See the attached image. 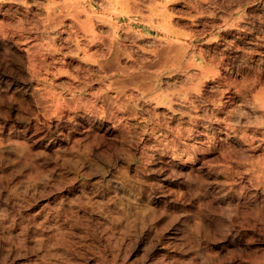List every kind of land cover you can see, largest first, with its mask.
I'll use <instances>...</instances> for the list:
<instances>
[{"label":"rangeland","instance_id":"374dc122","mask_svg":"<svg viewBox=\"0 0 264 264\" xmlns=\"http://www.w3.org/2000/svg\"><path fill=\"white\" fill-rule=\"evenodd\" d=\"M151 1L0 0V264H264V0ZM159 19L197 59L149 78Z\"/></svg>","mask_w":264,"mask_h":264},{"label":"bare ground","instance_id":"6f19581e","mask_svg":"<svg viewBox=\"0 0 264 264\" xmlns=\"http://www.w3.org/2000/svg\"><path fill=\"white\" fill-rule=\"evenodd\" d=\"M85 1V0H84ZM117 1V0H116ZM153 1V0H152ZM151 1V2H152ZM103 2V1H102ZM102 2H101V4H102ZM133 2V1H132ZM129 3V2H128ZM131 3V2H130ZM134 4H135V2H133ZM132 3V4H133ZM150 3V2H149ZM153 3V2H152ZM109 4V3H108ZM107 4V5H108ZM63 5V4H62ZM72 5V4H71ZM106 5V6H107ZM43 6V5H42ZM73 6V5H72ZM90 6V5H89ZM88 6V7H89ZM93 6V5H92ZM104 6V5H103ZM133 6V5H132ZM131 6V7H132ZM121 7V6H120ZM136 7H138V5H136ZM136 7H135V9H136ZM73 8V7H72ZM86 9V8H85ZM84 9V10H85ZM108 9V8H107ZM115 9V8H114ZM124 9V8H123ZM138 9V8H137ZM140 9V8H139ZM83 10V11H84ZM111 10V9H110ZM132 10V9H131ZM107 11V10H106ZM114 12V14H116V12L117 11H115V10H113ZM143 11H145V10H143ZM143 11H142V9H141V11L140 12H142L143 13ZM147 11V10H146ZM71 12H73V10L71 11ZM84 12H86V11H84ZM129 13H131L130 11H128ZM134 12V11H133ZM149 12H150V10H149ZM149 12H145V13H149ZM106 13H108V11L106 12ZM112 13V14H113ZM120 13H122V11L120 12ZM153 13V12H152ZM151 13V14H152ZM158 13H160V11L158 12ZM111 14V13H110ZM123 14V13H122ZM121 14V15H122ZM154 14V13H153ZM153 14H152V16H153ZM162 14V13H161ZM71 15H73V14H71ZM70 15V16H71ZM46 16V15H45ZM63 16V15H62ZM61 16V17H62ZM69 16V15H68ZM107 16V15H106ZM105 16V17H106ZM47 17H48V27H51V28H54V27H56L58 24H60L61 23V19H60V16L58 15V12H56V11H49L48 10V14H47ZM83 17V16H82ZM82 17H80V18H82ZM110 17V16H109ZM144 17H146V16H144ZM84 18V17H83ZM86 18V17H85ZM84 18V19H85ZM94 18V17H93ZM92 19V18H91ZM96 19V18H95ZM108 19V18H107ZM140 19V18H139ZM150 19H152V17H150ZM17 20H19V19H17ZM105 21H106V19H104ZM168 20V19H167ZM80 29H81V31H82V35H83V37L84 38H86L87 39V42L89 41V39L88 38H90V39H92L94 36H92V34H90L91 33V28L89 27V26H87L86 24H85V22H83V21H80ZM97 23H99V22H97ZM76 25V24H75ZM95 25V24H94ZM157 25H158V27H160V28H162L163 30H165V32H167V34H166V39L163 41V42H160L159 43V45L157 46V44L156 45H154V48L153 49H151V55H152V57H149L148 59H147V57L145 58V59H147L144 63H143V65H142V68H143V70H148V71H153V70H155L156 72H154V75H152V73L151 72H149V75H147V77H149V78H157V69L159 70V72H158V74L160 75V74H172L173 72H177V71H183V70H186V69H188V68H190V66H191V64L192 63H194L195 61H196V59H197V56L195 55V54H192V52H190V48H191V46H192V44H189L188 42H182L181 40H180V35H178V34H176L175 32H174V30L172 29V27H171V25L165 20V19H159L158 21H157ZM233 26L234 25H236V24H232ZM98 26H99V24H98ZM154 26V25H153ZM237 26V25H236ZM75 27V26H74ZM77 27V26H76ZM79 27V26H78ZM101 27V26H100ZM156 27V26H155ZM95 28V27H94ZM94 28H92L93 30H94ZM109 27L107 26V29H108ZM234 28V27H233ZM77 29V28H76ZM75 29V30H76ZM79 29V28H78ZM78 29H77V31H78ZM96 29V28H95ZM102 29H104L103 27H102ZM110 29V28H109ZM2 30V29H1ZM5 31L6 30H9V29H4ZM12 30V29H11ZM106 30V29H105ZM113 30H115V29H113ZM4 31V32H5ZM51 31V30H50ZM72 31H74V30H72ZM80 31V30H79ZM109 31V30H108ZM117 31V30H116ZM124 31V30H123ZM160 31V30H159ZM2 32V31H1ZM1 32H0V34H1ZM3 32V33H4ZM7 32V31H6ZM15 32V31H14ZM14 32H12V34H14ZM55 32V31H54ZM139 32V31H138ZM80 33V32H79ZM79 33H77V34H79ZM106 33V32H105ZM140 33V32H139ZM7 34H8V32H7ZM46 34V33H45ZM59 34V33H58ZM81 34V33H80ZM113 34H114V31H113ZM116 34V33H115ZM127 34V33H126ZM133 34V33H132ZM4 35V34H3ZM99 35V34H98ZM123 35V34H122ZM131 35V34H130ZM5 36V35H4ZM9 36V35H8ZM129 36V35H128ZM127 36V37H128ZM6 37V36H5ZM13 37V36H12ZM82 36L80 35V38H81ZM98 38H99V36H97ZM120 37H122V36H120ZM124 37H126L125 35H124ZM7 38V37H6ZM19 38V37H18ZM47 38H49V37H47ZM76 38V37H75ZM138 38V37H137ZM10 39V38H9ZM15 39V38H14ZM13 39V40H14ZM77 39V38H76ZM78 39H79V37H78ZM100 39V38H99ZM126 39H129V37L128 38H126ZM19 40V39H18ZM48 40V39H47ZM80 40V39H79ZM133 40V39H132ZM141 40V39H140ZM22 41V40H21ZM74 41V40H73ZM134 41H135V38H134ZM149 41V40H148ZM150 41H152L151 40V38H150ZM98 42V41H97ZM119 42H121V41H119ZM129 42H131V40L129 41ZM138 42V41H137ZM136 42V43H137ZM140 42V41H139ZM157 42V41H156ZM18 43V42H17ZM24 43V42H23ZM85 43V42H84ZM89 43H90V41H89ZM88 43V44H89ZM99 43H101L100 41H99ZM99 43H97V44H99ZM136 43H134V44H136ZM140 43H142V42H140ZM147 42H145V44H146ZM37 44V43H36ZM87 44V45H88ZM94 44V43H93ZM96 44V45H97ZM102 44H104L106 47H108V49H109V52H110V59H111V61L112 62H114V63H118V60L121 58V56H122V53H121V49L123 50V48H121V46L119 45V43L114 39V37H113V35H112V33L109 35V36H106V37H103V43ZM153 44V43H152ZM18 45V44H17ZM20 45V44H19ZM29 45V44H28ZM43 45V44H42ZM46 45V44H45ZM48 45V44H47ZM84 45V44H83ZM144 45V44H143ZM41 46V45H40ZM53 46V45H52ZM73 46V45H72ZM89 46V45H88ZM94 46V45H93ZM97 46H99V45H97ZM128 46V45H127ZM130 46H132V45H130ZM21 47V46H20ZM24 47V46H23ZM22 47V48H23ZM42 47V46H41ZM50 47V46H49ZM74 47H76V46H74ZM82 47H84V46H82ZM91 47V46H90ZM89 47V48H90ZM153 47V46H152ZM14 48V47H13ZM102 48H103V46H102ZM24 49H25V47H24ZM72 49V48H71ZM87 49H88V47H87ZM138 49H140V48H138ZM137 49V50H138ZM26 50V49H25ZM28 50V49H27ZM73 50V49H72ZM104 50V49H103ZM131 50V49H130ZM135 50V49H134ZM141 50V49H140ZM143 50V49H142ZM42 52V51H41ZM70 52H72V51H70ZM104 52H105V50L103 51V54H104ZM106 52H107V49H106ZM126 52H127V50H126ZM137 52V51H136ZM139 52V51H138ZM34 53V52H33ZM45 53V52H44ZM84 53V50L82 51V54ZM88 53V52H87ZM139 53H141V52H139ZM25 54V53H24ZM35 54V53H34ZM37 54V53H36ZM35 54V55H36ZM86 54V53H85ZM148 54V53H147ZM40 55H41V53H40ZM47 55V54H46ZM84 55V54H83ZM131 55V54H130ZM145 55V54H144ZM20 56V55H19ZM38 57H42V56H39V53H38V55H37ZM36 56V57H37ZM44 56V55H43ZM86 56V55H85ZM105 56V55H104ZM107 56V55H106ZM22 57V56H21ZM34 57V56H33ZM84 57V56H83ZM91 57V56H90ZM93 57V56H92ZM91 57V58H92ZM99 57H100V55H99ZM139 57V56H138ZM141 57H142V55H141ZM141 57H139V60L141 59ZM144 57V56H143ZM30 58V57H29ZM44 58V57H43ZM106 59V58H105ZM123 59V58H122ZM138 59V58H137ZM31 60V59H30ZM45 60V59H44ZM99 60V59H98ZM126 60V59H125ZM133 60V59H132ZM131 60V61H132ZM110 61V60H109ZM127 61V60H126ZM207 61V60H206ZM26 62V61H25ZM28 62H29V60H28ZM27 62V63H28ZM36 62V64L35 65H37V61H35ZM83 62V61H82ZM128 62V61H127ZM101 64H103L104 66L106 65L107 66V62H100ZM105 63V64H104ZM133 62H131V64H130V66L131 65H133L132 64ZM135 63V62H134ZM137 63V62H136ZM135 63V64H136ZM85 64V63H84ZM89 64V63H88ZM122 64H123V62H122ZM124 64H126V62L124 63ZM129 64V63H128ZM31 65H33V64H31L30 63V66ZM39 66H40V64H38ZM34 66V65H33ZM134 66V65H133ZM42 67V66H41ZM103 67V66H102ZM136 67V66H135ZM46 68H47V66H46ZM99 68V67H98ZM33 69V68H32ZM35 69H39V68H35ZM97 69V68H96ZM119 69V68H118ZM100 70V69H99ZM140 70H142V69H140ZM189 70V69H188ZM194 70V69H193ZM36 71V70H35ZM105 71H107V73H108V70H105ZM195 71V74L194 75H201L202 76V78L204 77V75H207V74H211V73H213L214 71H215V68L212 66V64L211 63H209V62H205V64H204V66H203V68H202V71H201V73L200 74H198L199 73V71H198V73L196 74V70H194ZM104 72V71H103ZM111 73V72H110ZM30 74V73H29ZM117 75H118V73H117ZM134 75V74H133ZM190 75V74H189ZM183 76V75H182ZM212 76V75H211ZM115 77V76H114ZM142 77V76H141ZM140 77V75H134V76H131V78H130V80H131V82L133 81V82H135V80L137 79H140L141 78ZM200 77V76H199ZM37 78V77H36ZM38 78H40L39 76H38ZM148 79V78H147ZM198 79V78H197ZM207 79V78H206ZM205 79V80H206ZM40 80V79H39ZM119 80V79H118ZM212 81V80H211ZM34 82V81H33ZM124 82V81H123ZM127 82H129V81H125V83L127 84ZM118 83V82H117ZM205 83H207V82H205ZM113 84V83H112ZM122 84V83H121ZM124 84V83H123ZM42 85V84H41ZM133 85V84H132ZM153 88H155V89H157V83L156 84H152L151 85ZM160 86V85H159ZM42 87V86H41ZM43 87H44V84H43ZM141 87V86H140ZM145 87H146V85H145ZM37 88H39V87H37ZM110 88V87H109ZM108 88V89H109ZM114 88V87H113ZM48 89V88H47ZM141 89V88H140ZM143 89V88H142ZM145 89V88H144ZM128 91H129V89H127ZM138 90V89H137ZM186 91V90H185ZM131 92V91H130ZM135 92V91H134ZM137 92V91H136ZM116 93V92H115ZM127 93V92H126ZM49 94H51V93H49ZM48 94V95H49ZM135 94H137V93H135ZM262 94V93H261ZM73 94H71L70 95V97H73L72 96ZM112 95V94H111ZM142 95V94H141ZM179 95V94H178ZM130 96V95H129ZM180 96V95H179ZM181 96H183V95H181ZM69 97V98H70ZM126 97H127V94H126ZM157 97V96H156ZM57 98H59V96L57 97ZM64 98V97H63ZM76 98V97H75ZM102 98V97H101ZM129 98V97H128ZM177 98H179V97H177ZM60 99H62V98H60ZM156 99V98H155ZM179 99H181V98H179ZM179 99H178V101H179ZM46 100V99H45ZM142 100V99H141ZM183 100V99H182ZM59 101V100H58ZM137 101V100H136ZM150 101V100H149ZM149 101H147V102H149ZM187 100H185V102H186ZM64 102V101H63ZM67 102V101H66ZM135 102V101H134ZM177 102V101H176ZM181 102H183V101H181ZM116 103V102H115ZM143 103V102H142ZM145 103V102H144ZM151 103V102H150ZM49 104H50V102H49ZM66 104V103H65ZM120 104V103H119ZM155 104L156 103H154V106H155ZM179 104V103H178ZM186 104V103H185ZM58 105V104H57ZM124 105V104H123ZM141 105V104H140ZM149 105V103L147 104V106ZM177 105V104H176ZM264 105V104H263ZM149 106H151V105H149ZM63 107V106H62ZM146 107V106H145ZM177 107V106H176ZM141 108V107H140ZM155 108H157V107H155ZM175 108V107H174ZM94 109V108H93ZM177 109V108H176ZM59 111V110H58ZM61 111V110H60ZM55 112V111H54ZM148 112V111H147ZM164 112V111H163ZM261 111H259V113H260ZM63 113V112H62ZM161 114V113H160ZM172 114V113H171ZM251 114H253V113H251ZM262 114V113H261ZM257 115V114H256ZM258 116H260V114L258 115ZM263 116V115H262ZM145 117V116H144ZM166 117V116H165ZM148 118V117H147ZM262 119H264V118H262ZM160 122H162V121H160ZM259 122V121H258ZM257 122V123H258ZM84 123V122H83ZM263 128V127H262ZM28 132V131H27ZM30 132V131H29ZM12 139V138H11ZM159 139V138H158ZM15 140V139H14ZM12 141V140H11ZM15 141H17V140H15ZM13 142V141H12ZM20 142V141H19ZM7 143V142H6ZM15 143V142H14ZM26 143V142H25ZM18 144V143H17ZM20 144V143H19ZM28 144V143H27ZM23 145V144H22ZM28 146V145H27ZM29 148H31V147H29ZM13 152H14V150H13ZM45 153V152H44ZM29 155V154H28ZM31 155V154H30ZM29 155V159H30V156ZM21 158V157H20ZM29 159H28V161H29ZM73 160V159H72ZM11 161V160H10ZM26 162V161H25ZM67 168H68V166H67ZM69 169V168H68ZM43 171V170H42ZM41 175L43 174L42 172L40 173ZM68 176V175H67ZM43 178V177H42ZM25 185V184H24ZM73 189V188H72ZM28 199V198H27ZM97 200V199H96ZM114 200H116V199H114ZM14 201V200H13ZM16 202V201H15ZM13 203V202H12ZM118 203V202H117ZM127 203V202H126ZM10 204H11V202H10ZM22 204V203H21ZM15 208V207H14ZM74 213V212H73ZM111 214V213H110ZM117 214V213H116ZM28 217V216H27ZM112 219V218H111ZM121 219V218H120ZM140 219V218H139ZM10 220V219H9ZM15 222V221H14ZM14 222H12V223H14ZM24 222V221H23ZM27 222H28V220H27ZM25 224H26V222H25ZM49 224V223H48ZM68 224V223H67ZM13 225V224H12ZM68 225H70V224H68ZM71 226V225H70ZM23 227V226H22ZM30 227V226H29ZM125 228V227H124ZM15 229V228H14ZM40 230H41V228H40ZM49 230V229H48ZM0 234H1V238H5L9 243H11V244H19V245H22L23 244V242L25 241L23 238H21V234L20 233H13L10 229H9V226L7 225V224H5V223H0ZM25 235V234H24ZM58 237H60V238H62V239H64V235L61 233V232H59V234L58 235H55L54 237H53V239H52V241H57L58 240ZM73 237V236H72ZM117 237V236H116ZM69 238V237H68ZM35 242L36 243H38V244H40V243H47V244H49V243H52V241H47V242H45L44 241V239L42 238V236L41 237H36L35 239ZM70 240V239H69ZM71 240H73V239H71ZM75 243V242H74ZM120 243V242H119ZM24 245V244H23ZM29 245V244H28ZM51 245H53V244H51ZM66 245H68L67 243H66ZM33 246V245H32ZM48 249V248H47ZM49 250V249H48ZM18 251V250H17ZM51 251H53V250H51ZM61 251V250H60ZM49 253H50V251H49ZM54 253H56L55 251H54ZM54 253H53V255H54ZM78 253V252H77ZM37 254V253H36ZM62 254V253H61ZM23 255H24V253H23ZM52 255V256H53ZM17 256H19L18 255V253H17ZM2 257V256H1ZM56 257V256H55ZM61 256L59 255V258H60ZM72 257V256H71ZM22 261V260H21ZM14 262V261H13ZM26 262V261H25ZM73 262V261H72Z\"/></svg>","mask_w":264,"mask_h":264}]
</instances>
